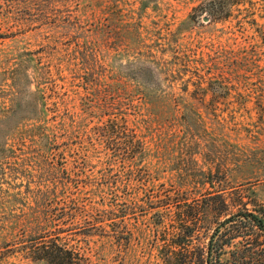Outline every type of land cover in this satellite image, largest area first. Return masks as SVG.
<instances>
[{
  "label": "rangeland",
  "instance_id": "374dc122",
  "mask_svg": "<svg viewBox=\"0 0 264 264\" xmlns=\"http://www.w3.org/2000/svg\"><path fill=\"white\" fill-rule=\"evenodd\" d=\"M252 203L264 0H0V264H46V231L87 264H199Z\"/></svg>",
  "mask_w": 264,
  "mask_h": 264
},
{
  "label": "trees",
  "instance_id": "16d2710c",
  "mask_svg": "<svg viewBox=\"0 0 264 264\" xmlns=\"http://www.w3.org/2000/svg\"><path fill=\"white\" fill-rule=\"evenodd\" d=\"M225 203L222 198L219 205ZM252 204V209L245 205L244 211L230 213L217 223L208 242L197 246L199 264H264V205ZM190 225L185 223L184 227L190 229ZM193 231L179 235L182 252L188 258L194 251ZM33 239L36 241L31 250L46 264H87L83 251L70 245L58 232L46 231ZM226 252L230 256L227 263L223 259Z\"/></svg>",
  "mask_w": 264,
  "mask_h": 264
},
{
  "label": "water",
  "instance_id": "95a60500",
  "mask_svg": "<svg viewBox=\"0 0 264 264\" xmlns=\"http://www.w3.org/2000/svg\"><path fill=\"white\" fill-rule=\"evenodd\" d=\"M204 20H207V18H205Z\"/></svg>",
  "mask_w": 264,
  "mask_h": 264
}]
</instances>
